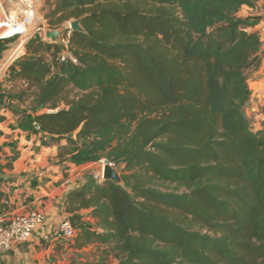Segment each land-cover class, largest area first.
Instances as JSON below:
<instances>
[{
	"label": "trees",
	"instance_id": "trees-1",
	"mask_svg": "<svg viewBox=\"0 0 264 264\" xmlns=\"http://www.w3.org/2000/svg\"><path fill=\"white\" fill-rule=\"evenodd\" d=\"M257 1L43 0L47 27L83 30L63 59L26 39L0 104L41 145L64 140L69 162L105 159L122 178L67 192V248L101 264H264V117L254 128L246 111L262 18L242 15Z\"/></svg>",
	"mask_w": 264,
	"mask_h": 264
},
{
	"label": "crops",
	"instance_id": "crops-1",
	"mask_svg": "<svg viewBox=\"0 0 264 264\" xmlns=\"http://www.w3.org/2000/svg\"><path fill=\"white\" fill-rule=\"evenodd\" d=\"M17 1L0 0V16L7 9L16 8ZM247 14L264 19V0H258L253 9L244 7L242 15ZM35 19L37 24L34 26L41 28L39 32L43 33L46 29L44 19L39 16ZM259 26L260 22L253 29ZM23 44L24 41L13 45L3 44L0 52V82L6 77L13 59L24 52ZM262 50L264 52V41ZM249 86L251 99L246 109L247 115L251 112L263 118L264 56ZM14 118L13 113L0 104V215L42 211L45 221L40 232L47 233L66 218L64 197L85 179L80 170L88 163L75 165L68 160H58L55 146L41 145L36 134L19 129ZM12 154H17L16 158L5 161L3 156ZM86 250H90V247L72 250L59 240L44 241L34 235L29 242L15 244L10 250L0 252V264H68L72 255ZM82 261L85 262V259L82 258Z\"/></svg>",
	"mask_w": 264,
	"mask_h": 264
},
{
	"label": "built area",
	"instance_id": "built-area-1",
	"mask_svg": "<svg viewBox=\"0 0 264 264\" xmlns=\"http://www.w3.org/2000/svg\"><path fill=\"white\" fill-rule=\"evenodd\" d=\"M36 14L34 0H18L16 8H9L0 16V40L16 37L23 42L33 34L38 33L41 28L33 26ZM63 29L64 32L59 42L62 45V59L65 55H68L67 47L72 32L69 22L64 25ZM258 32L264 41V19L260 21ZM42 35L46 39L44 32ZM69 56L73 62H76L74 57ZM97 163L100 165L101 171L93 176L102 179L103 166L106 164L113 165L105 159H100ZM44 221L45 215L39 210H30L8 216L0 215V252L10 250L15 244L29 242L34 235L44 241L51 239L66 240L74 235V228L67 220H62L50 232L41 233L40 227L44 224Z\"/></svg>",
	"mask_w": 264,
	"mask_h": 264
},
{
	"label": "rangeland",
	"instance_id": "rangeland-1",
	"mask_svg": "<svg viewBox=\"0 0 264 264\" xmlns=\"http://www.w3.org/2000/svg\"><path fill=\"white\" fill-rule=\"evenodd\" d=\"M36 1V5H37V16L36 18L39 16V17H42L43 18V14H42V9H43V0L41 3H39V1L35 0ZM37 24V21L36 19L34 20L33 22V26ZM45 28H49L47 27V25L45 24ZM63 27H59L57 29H61ZM18 42H20V39L16 38V37H13V38H9V39H6L3 44H17ZM25 42V41H24ZM3 81V80H2ZM1 81V82H2ZM8 86V83H4L3 84V87H7ZM15 119V118H14ZM248 119H249V123L252 127L254 128H257L260 126L261 124V121H262V117L258 116L256 113H249L248 114ZM16 121V119H15ZM36 137H37V140L40 142V139H41V136L39 134H36ZM53 146H55V152H56V158L60 161H63V160H67V152L69 151V147L65 145V142L64 140H61L59 143H55ZM17 154H14V157L16 156ZM9 156L11 157L12 155H4L3 158L5 159V161H9ZM1 157V156H0ZM81 173L84 177H88V176H93L95 174H97L98 172L101 171V168H100V165L97 163H88V164H85L81 167ZM88 252H90V250H86L85 252L81 253V254H76L75 257L73 256L72 257V260H73V264H81L83 261H82V255L83 256H86L87 258H89L91 260V263L90 264H101L100 261H98V258L97 257H93V255H89ZM91 256V257H90ZM63 259V258H62ZM89 261V260H88ZM68 264H72V261L68 262ZM104 264V263H103ZM105 264H111L110 261H108V263L106 262Z\"/></svg>",
	"mask_w": 264,
	"mask_h": 264
},
{
	"label": "water",
	"instance_id": "water-1",
	"mask_svg": "<svg viewBox=\"0 0 264 264\" xmlns=\"http://www.w3.org/2000/svg\"><path fill=\"white\" fill-rule=\"evenodd\" d=\"M81 19H75L69 22L70 28L72 31H82L83 28L80 24ZM64 29H53V28H46L44 29V36L47 40L51 42H60V37L63 34ZM70 136V135H69ZM102 178H110L117 183L122 182V178L120 175V168L113 167L109 164H106L102 168Z\"/></svg>",
	"mask_w": 264,
	"mask_h": 264
}]
</instances>
